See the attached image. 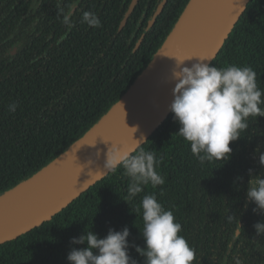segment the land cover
<instances>
[{
    "label": "trees",
    "instance_id": "1",
    "mask_svg": "<svg viewBox=\"0 0 264 264\" xmlns=\"http://www.w3.org/2000/svg\"><path fill=\"white\" fill-rule=\"evenodd\" d=\"M160 2L138 0L119 30L131 0H0V196L67 151L137 81L190 0H166L145 32ZM73 3L69 28L63 13ZM84 12H95L101 26L83 23ZM210 65L250 66L264 90V0L249 1ZM248 125L230 144L229 160L201 163L171 112L132 153L154 151L163 185H145L128 199L131 178L117 167L50 220L0 244V264H70L68 253L86 246L73 245L72 238L90 230L103 238L109 229L127 227L130 245L145 247L141 202L151 194L181 224L179 235L196 250L193 264H264V234L254 228L264 214L253 212L252 201L225 258L236 227L228 217L240 219L248 181L264 177V117L250 116ZM129 254L144 264L134 247Z\"/></svg>",
    "mask_w": 264,
    "mask_h": 264
},
{
    "label": "clouds",
    "instance_id": "2",
    "mask_svg": "<svg viewBox=\"0 0 264 264\" xmlns=\"http://www.w3.org/2000/svg\"><path fill=\"white\" fill-rule=\"evenodd\" d=\"M72 7L63 13V23L72 26ZM82 22L90 27H100L101 21L95 12H84ZM190 59L175 58L171 73L175 81L170 110L179 123L178 133L190 143L191 152L201 163L227 161L232 148L230 144L241 137L246 130L250 116L264 117V90L258 87L256 72L250 66L229 65L217 68L205 63L206 59L185 65ZM16 105H9L15 111ZM140 142V141H139ZM105 168L115 170L122 166L131 178L128 186V199L144 190V186L163 185L164 177L157 171L159 161L154 151L140 149L133 155L130 149L113 145L107 150ZM264 165V153L259 156ZM249 175L252 170L249 169ZM247 197L256 207L254 213L264 214V177L252 176L248 181ZM142 236L145 247L130 245V231L124 227L120 231L109 229L101 238L92 230L79 237H73V245H86L73 248L67 255L70 264H137L129 254L130 247L144 257V264H193L196 250L179 233L182 226L176 222L173 212L166 210L158 202L155 194L143 197ZM236 215H229L235 221L233 240L240 235L241 225ZM256 233L264 234V221L254 225ZM231 247V244H229ZM236 264H240L237 260Z\"/></svg>",
    "mask_w": 264,
    "mask_h": 264
},
{
    "label": "water",
    "instance_id": "3",
    "mask_svg": "<svg viewBox=\"0 0 264 264\" xmlns=\"http://www.w3.org/2000/svg\"><path fill=\"white\" fill-rule=\"evenodd\" d=\"M249 1L190 0L162 47L120 101L67 151L0 196V244L50 220L104 178L111 171L105 168L110 147L116 145L130 149L132 153L136 151L171 113L169 106L175 85L171 73L175 58L190 59L185 61L189 67L198 58L206 59L205 63L210 64ZM137 2L131 1L119 30L125 26ZM165 3L166 0L161 1L145 32L152 27ZM143 37L144 34L134 51ZM15 50L13 47L9 54H14ZM249 203L246 197L240 225ZM238 237L232 238L226 259Z\"/></svg>",
    "mask_w": 264,
    "mask_h": 264
},
{
    "label": "flooded vegetation",
    "instance_id": "4",
    "mask_svg": "<svg viewBox=\"0 0 264 264\" xmlns=\"http://www.w3.org/2000/svg\"><path fill=\"white\" fill-rule=\"evenodd\" d=\"M131 1H132V0H131ZM161 1H162V0H161ZM160 3H161V2H160ZM160 3H159V4H160ZM159 4H158V6H159ZM72 5H74V9H75L76 3H73ZM72 5H71V6H72ZM158 6H157V7H158ZM74 9H73V11H74ZM156 9H157V8H156ZM155 11H156V10H155ZM72 13H73V12H72ZM154 13H155V12H154ZM154 13H153V14H154ZM152 16H153V15H152ZM151 18H152V17H151ZM150 20H151V19H150ZM150 20H149V21H150ZM149 21H148V22H149ZM11 50H12V49H11ZM11 50H10V51H11Z\"/></svg>",
    "mask_w": 264,
    "mask_h": 264
}]
</instances>
